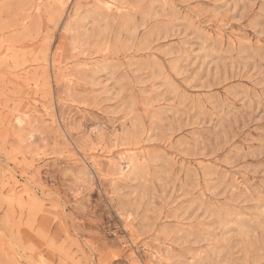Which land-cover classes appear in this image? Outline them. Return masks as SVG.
Wrapping results in <instances>:
<instances>
[{"label":"rangeland","instance_id":"1","mask_svg":"<svg viewBox=\"0 0 264 264\" xmlns=\"http://www.w3.org/2000/svg\"><path fill=\"white\" fill-rule=\"evenodd\" d=\"M0 264H264V0H0Z\"/></svg>","mask_w":264,"mask_h":264}]
</instances>
